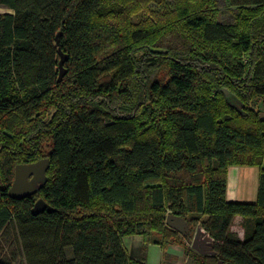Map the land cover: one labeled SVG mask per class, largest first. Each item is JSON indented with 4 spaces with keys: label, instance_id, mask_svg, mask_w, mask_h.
Here are the masks:
<instances>
[{
    "label": "trees",
    "instance_id": "obj_1",
    "mask_svg": "<svg viewBox=\"0 0 264 264\" xmlns=\"http://www.w3.org/2000/svg\"><path fill=\"white\" fill-rule=\"evenodd\" d=\"M150 3L0 0V233L25 264H144L176 242L170 214L212 238L193 264H264V0ZM42 158L45 185L11 199ZM230 166L258 168L255 202L227 200Z\"/></svg>",
    "mask_w": 264,
    "mask_h": 264
},
{
    "label": "water",
    "instance_id": "obj_2",
    "mask_svg": "<svg viewBox=\"0 0 264 264\" xmlns=\"http://www.w3.org/2000/svg\"><path fill=\"white\" fill-rule=\"evenodd\" d=\"M60 33L57 34V44H59ZM156 52H164L160 49H152ZM60 55L59 68L60 73L58 81H61L65 70L63 68V62L67 59V56L63 55L60 49H58ZM224 95L229 98L230 93L226 90H223ZM230 104H236L235 106L238 109L243 107V104L235 100ZM255 112H259V117L264 121V110L258 111L254 109ZM50 161L48 158H42L36 162L26 163V164H17L14 167V177L10 188L8 189V196L11 199L22 200L26 197H29L35 194L42 186L45 185L47 181V170L49 168ZM47 208V205L42 199H39L35 202L32 208V214H38L43 212ZM50 211V210H49ZM165 224L172 230L179 232L182 236H185L188 231V223L186 220L179 215L170 214L166 217ZM191 248L198 254H212V238L202 229L200 226L196 228L194 237L191 242ZM220 264V263H218Z\"/></svg>",
    "mask_w": 264,
    "mask_h": 264
},
{
    "label": "rangeland",
    "instance_id": "obj_3",
    "mask_svg": "<svg viewBox=\"0 0 264 264\" xmlns=\"http://www.w3.org/2000/svg\"><path fill=\"white\" fill-rule=\"evenodd\" d=\"M172 3H173V0H163L162 5H157L156 3H150L149 7L154 10H159V12H164L168 8H171L170 6L172 5ZM5 12H10V11L7 10L2 5H0V13H5ZM254 109H257V108L255 107ZM232 167L234 166H230L227 170V182H230L232 179V170L235 169ZM237 167H245L247 172L249 171L254 172L253 169L257 168V167H251V166H237ZM235 178L236 179L240 178L239 172L236 173ZM255 181L256 180L252 178L250 174L242 175L240 191H242L244 188V191L248 192L250 188L252 189V186L254 185ZM242 183L244 184L243 187H242ZM226 189H227V186H226ZM239 201L240 202H252L253 200L252 198H249V196L247 195V196L240 198ZM237 220L239 219H233L231 230L236 232L239 238L242 239L243 238V228L241 227V219L239 221ZM198 226L199 224L196 226L191 225L192 232L189 234V239H185L179 232H176L174 230L175 237H173L172 239L176 240V242H174L173 244H170L167 250L165 251V256L163 255V260L165 264H193L191 257L185 252V250L186 249L192 250L191 242L194 237L195 230ZM131 240H133L132 243L134 244H137V245L141 244L140 243L141 237H138V236L137 237H125L123 239V244L126 246V248L127 246L128 248L131 247V249L136 248L134 244L130 243ZM0 258L5 261H13L15 263L25 264L23 257H22L21 246L19 244L18 233L12 226L5 227L0 233ZM156 263L157 261L155 260L154 262V259L152 258L150 262L147 261L145 264H156Z\"/></svg>",
    "mask_w": 264,
    "mask_h": 264
},
{
    "label": "crops",
    "instance_id": "obj_4",
    "mask_svg": "<svg viewBox=\"0 0 264 264\" xmlns=\"http://www.w3.org/2000/svg\"><path fill=\"white\" fill-rule=\"evenodd\" d=\"M232 168H235L232 170V179L230 182H227V189H226V198L228 201H239L240 198L244 197V196H249V198H252V202H254L257 198V190H258V182H259V171L257 168H254L253 171L254 172H247L245 167H237L234 166ZM239 172L240 173V178L236 179L235 175L236 173ZM250 174L252 176V178H254L256 181L254 183V185L252 186V189L250 188L248 192L244 191V188L242 191H240V186H241V176L242 175H248ZM244 186V184L242 183V187ZM234 219H241L240 216H235ZM237 220V221H239ZM133 240L130 241V243H132ZM140 241V240H139ZM136 243V242H135ZM141 243V241H140ZM134 244V243H132ZM131 245V244H130ZM136 246V248L140 245L134 244ZM130 247V246H129ZM152 247V248H151ZM128 248V246H127ZM129 250L131 249L128 248ZM154 259L157 261L156 264H163L164 260H163V250L161 249V247L159 245H154L151 244L147 247V251H146V256H145V261L144 264L148 261L150 262L151 259Z\"/></svg>",
    "mask_w": 264,
    "mask_h": 264
}]
</instances>
